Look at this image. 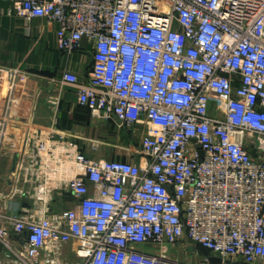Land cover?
Instances as JSON below:
<instances>
[{"label":"built area","instance_id":"obj_1","mask_svg":"<svg viewBox=\"0 0 264 264\" xmlns=\"http://www.w3.org/2000/svg\"><path fill=\"white\" fill-rule=\"evenodd\" d=\"M11 1L55 24L66 55L89 40L88 81L65 69L61 87L144 129L128 159L29 130L20 211L2 216L20 244L0 225L8 264H193L167 253L183 240L222 263L264 264V0ZM26 79L0 66V90Z\"/></svg>","mask_w":264,"mask_h":264},{"label":"crops","instance_id":"obj_2","mask_svg":"<svg viewBox=\"0 0 264 264\" xmlns=\"http://www.w3.org/2000/svg\"><path fill=\"white\" fill-rule=\"evenodd\" d=\"M92 52L85 37L78 50L71 56L66 55L58 48L55 24L43 18L27 21L17 15L11 0H0V66L16 67L27 73L26 81L13 93L0 90V225L11 231L10 240L16 246L20 238L2 216L20 211L22 199L14 188L22 185L17 164L28 147L29 130L53 127L57 133L75 135L84 150L94 156L140 157L134 149L137 135L119 127L113 119L93 115L78 102L75 87H61L65 69L77 72L81 82L88 81ZM9 93L12 102L8 107ZM136 128L139 133L144 129L143 126ZM6 250L0 242V264L10 261L5 258ZM167 253L174 259L193 264H201L207 258L210 264L216 262L205 248L188 240L168 246Z\"/></svg>","mask_w":264,"mask_h":264},{"label":"rangeland","instance_id":"obj_3","mask_svg":"<svg viewBox=\"0 0 264 264\" xmlns=\"http://www.w3.org/2000/svg\"><path fill=\"white\" fill-rule=\"evenodd\" d=\"M132 133H133V130L132 129H129ZM139 132V131H138ZM134 135V134H133ZM135 135H137V140H139L140 138V133L137 134L135 133ZM217 259V258H216ZM214 264H245L244 262H242L240 259H237L235 261H228L226 263H222L221 261L218 260V262L216 261Z\"/></svg>","mask_w":264,"mask_h":264},{"label":"trees","instance_id":"obj_4","mask_svg":"<svg viewBox=\"0 0 264 264\" xmlns=\"http://www.w3.org/2000/svg\"><path fill=\"white\" fill-rule=\"evenodd\" d=\"M200 248V247H199ZM201 248H203V247H201ZM206 249V248H205ZM207 250V252H209L210 254H211V252L208 250V249H206ZM213 259L215 260V261H217L218 262V258L216 259L215 257H213ZM220 261V260H219Z\"/></svg>","mask_w":264,"mask_h":264}]
</instances>
